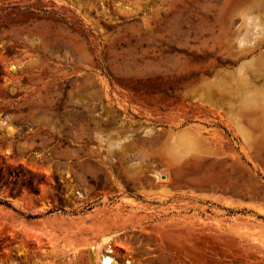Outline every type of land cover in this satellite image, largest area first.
<instances>
[{
  "label": "rangeland",
  "instance_id": "374dc122",
  "mask_svg": "<svg viewBox=\"0 0 264 264\" xmlns=\"http://www.w3.org/2000/svg\"><path fill=\"white\" fill-rule=\"evenodd\" d=\"M0 198V264H264V0H0Z\"/></svg>",
  "mask_w": 264,
  "mask_h": 264
},
{
  "label": "bare ground",
  "instance_id": "6f19581e",
  "mask_svg": "<svg viewBox=\"0 0 264 264\" xmlns=\"http://www.w3.org/2000/svg\"><path fill=\"white\" fill-rule=\"evenodd\" d=\"M101 257H102V261H101L102 264H113L114 259L111 256L101 255Z\"/></svg>",
  "mask_w": 264,
  "mask_h": 264
},
{
  "label": "trees",
  "instance_id": "16d2710c",
  "mask_svg": "<svg viewBox=\"0 0 264 264\" xmlns=\"http://www.w3.org/2000/svg\"><path fill=\"white\" fill-rule=\"evenodd\" d=\"M0 203H1V204H4V205H6V206H10V207H12L11 202H10L9 200H7V199H2V198H0ZM29 217H32V216H29Z\"/></svg>",
  "mask_w": 264,
  "mask_h": 264
}]
</instances>
